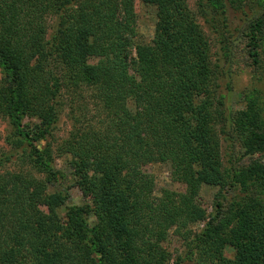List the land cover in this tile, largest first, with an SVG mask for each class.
I'll return each instance as SVG.
<instances>
[{
	"label": "trees",
	"instance_id": "1",
	"mask_svg": "<svg viewBox=\"0 0 264 264\" xmlns=\"http://www.w3.org/2000/svg\"><path fill=\"white\" fill-rule=\"evenodd\" d=\"M142 1L157 7L150 42L136 0H0V122L10 125L11 147L0 158V264H172L164 235L190 230L202 185L239 190L236 224L219 202L193 236L202 264H264V164L226 172L218 130L223 121L228 138L255 156L264 153V119L255 102L234 114L217 94L233 44L243 41L250 66L264 62V11L234 27L229 12L242 0H198L196 11L187 0ZM97 58L105 63L91 65ZM85 92L95 107L74 116L57 150L71 155L93 207L49 190L57 174L50 139L63 106L86 105ZM13 157L18 168L6 169ZM154 163H170L186 190L157 199L144 169Z\"/></svg>",
	"mask_w": 264,
	"mask_h": 264
},
{
	"label": "rangeland",
	"instance_id": "2",
	"mask_svg": "<svg viewBox=\"0 0 264 264\" xmlns=\"http://www.w3.org/2000/svg\"><path fill=\"white\" fill-rule=\"evenodd\" d=\"M189 7L196 11L198 0H187ZM243 4L238 10H230L229 18L232 22V26H240L250 17L260 14L264 11V0H242ZM135 12L137 14V23L140 34L143 36L145 42H150L155 33V27L157 23V7L154 4L143 2L142 0H136ZM48 16L47 23L50 28V24L53 22V18ZM242 18V20H241ZM200 22L204 25L207 34L213 41V60L218 63H223L224 57L221 50L222 45L217 39V35L213 34L209 27L204 23L203 19ZM54 25V22H53ZM264 48V46H263ZM247 49L242 40L233 44L232 58L226 63L224 67V75H221L218 86V96L223 95L226 99V106L231 109L234 114L239 111L247 110L250 102H255V107L259 112L262 119H264V62L257 66H250L251 62L248 56L245 54ZM133 54L135 52L133 50ZM132 54V55H133ZM220 59V61H219ZM104 59H92L90 64H103ZM3 77V73L0 69V79ZM85 95V103H74L72 108L71 103L65 104L62 108L60 120L57 123V127L51 137V142L54 145V167L57 171L56 181L50 186V192L62 191L67 192L69 195L68 205H90L93 207L92 195L89 192L81 190L76 184V176L74 169L71 165L70 154H59L58 144L68 138L70 132L74 128L76 121L74 116L80 117L87 108L92 110L95 107V100H93L90 94ZM79 100H81L79 98ZM84 101V100H83ZM81 112H79L78 107ZM75 109V113H73ZM228 110V109H224ZM227 123V122H226ZM25 125H31V120L25 119ZM218 130L221 134V154L226 172L231 174L232 167L238 168L239 166H248L253 160H258L264 164V153L257 154L255 156H245L244 151L239 145L238 141L228 138L229 126L223 121L218 124ZM222 130V131H221ZM10 131V125L7 121L0 122V158L4 157V154L11 152V147L7 143L6 138ZM224 131V133H223ZM18 165V161L15 157L11 161L5 163V168L9 170H15ZM145 171L154 176L155 190L154 195L157 199H162L165 190L184 192L186 190L185 185L178 183L173 178V169L170 163H154L147 164L144 167ZM238 191L230 189L229 186L218 185H202L200 188L199 197L197 198V207L199 214L195 222L189 227L190 230L183 232V235L177 233L176 229L169 230L163 239V246L170 252L172 256V264H202L197 253L193 249V236L201 232L210 217L215 214L218 209L217 204L222 202L224 209L230 215L227 222L232 227L236 224V210L232 207L233 201L237 198ZM65 210H63V213ZM92 224L95 223V218L90 217ZM190 236V237H188ZM192 237V238H191ZM226 257L232 258L234 256V250L231 247H227L224 250ZM210 264V263H208Z\"/></svg>",
	"mask_w": 264,
	"mask_h": 264
}]
</instances>
